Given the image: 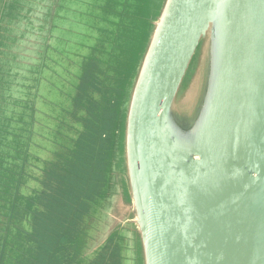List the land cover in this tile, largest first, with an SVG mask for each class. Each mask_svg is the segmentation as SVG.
Instances as JSON below:
<instances>
[{
	"label": "water",
	"instance_id": "water-1",
	"mask_svg": "<svg viewBox=\"0 0 264 264\" xmlns=\"http://www.w3.org/2000/svg\"><path fill=\"white\" fill-rule=\"evenodd\" d=\"M154 1L0 0V264H41L44 185L84 150L73 264H264V0Z\"/></svg>",
	"mask_w": 264,
	"mask_h": 264
},
{
	"label": "rangeland",
	"instance_id": "rangeland-1",
	"mask_svg": "<svg viewBox=\"0 0 264 264\" xmlns=\"http://www.w3.org/2000/svg\"><path fill=\"white\" fill-rule=\"evenodd\" d=\"M160 3L161 0L154 1L153 15L156 14ZM10 23L11 20L5 21V24L9 27H17L15 24ZM82 80L77 101L85 105L91 113L92 109L98 110L95 98L90 93L92 89L98 88L97 81L91 71ZM185 88L186 84H184L181 93ZM103 116L108 118L109 111L104 110ZM103 123H106V121ZM76 160V165H74V169L67 178H56L54 175L49 177L44 185L46 209L42 213V224L39 233L42 252L41 264H73L72 248L70 246L72 229L79 218V214L84 210L83 199L88 198V195L93 191V181L100 178L97 168L101 167V162L92 161L91 156H87V150L83 151L82 156L78 155ZM50 173H54L53 170ZM109 254L110 252L107 251L101 260L95 264H110Z\"/></svg>",
	"mask_w": 264,
	"mask_h": 264
},
{
	"label": "trees",
	"instance_id": "trees-1",
	"mask_svg": "<svg viewBox=\"0 0 264 264\" xmlns=\"http://www.w3.org/2000/svg\"><path fill=\"white\" fill-rule=\"evenodd\" d=\"M83 64H84V61L83 60H81V62L79 63V64H77V65H81V66H83ZM87 67V66H86ZM72 103H73V101H71ZM63 126H65L64 125V123H61V127H63ZM60 131H61V128H60ZM79 144V143H78ZM77 144V145H78ZM76 149V148H75ZM67 153L69 154V156H72V152H69V150L68 149H66V148H61V150L59 151V153H57L56 155H55V159H56V161L55 162H59L58 163V165H59V167H63V165H64V160H65V157L67 156ZM0 171H4L3 173H4V175L6 174V170H2V168H1V166H0ZM46 172H47V170H46ZM45 172V173H46ZM99 183H98V188L96 189V191L94 192V193H92V195L88 198V201H87V205H86V207H85V214L83 215V218H82V220L80 219V220H78L77 221V227H76V230L74 231V233H75V237H74V240H73V249H72V259H73V261L75 260V258L77 257V252H78V245L80 246V248L82 249V247H83V243H85L86 241H87V238H88V235H89V232L91 231L90 230V225L89 224H86L85 222H84V219L85 218H87V212H89V211H91V210H93L92 209V206H93V204H92V202H93V200H95L97 197H98V195L100 194V189H101V187H102V184H103V177L101 178V179H99V180H97ZM98 192H99V194H98ZM11 203V205L13 204V202L11 201L10 202ZM32 233H33V236H35L36 235V233L34 234V232L32 231ZM76 237H77V239H78V242L76 241ZM13 240H14V238H13ZM13 247H14V245H12ZM79 258H81L80 257V255L77 257V259H79Z\"/></svg>",
	"mask_w": 264,
	"mask_h": 264
}]
</instances>
